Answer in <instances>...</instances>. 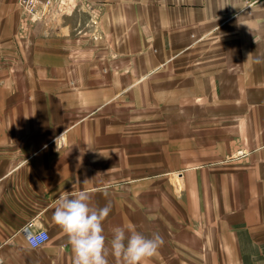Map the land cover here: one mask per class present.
Segmentation results:
<instances>
[{"label": "crops", "instance_id": "crops-1", "mask_svg": "<svg viewBox=\"0 0 264 264\" xmlns=\"http://www.w3.org/2000/svg\"><path fill=\"white\" fill-rule=\"evenodd\" d=\"M22 22L0 0L3 264H75L53 214L81 190L111 204L109 264L117 226L163 236L143 264H264V0H78L59 30Z\"/></svg>", "mask_w": 264, "mask_h": 264}, {"label": "clouds", "instance_id": "clouds-1", "mask_svg": "<svg viewBox=\"0 0 264 264\" xmlns=\"http://www.w3.org/2000/svg\"><path fill=\"white\" fill-rule=\"evenodd\" d=\"M90 200L87 191L81 190L75 195L65 191L57 198L53 219L68 235L75 264H109L102 222L109 215L111 204L97 208L90 204ZM24 232L31 247L39 246L46 239L43 231L28 226ZM163 243L164 238L159 233L146 236L117 226L113 229L110 250L112 255L122 259L123 264H143Z\"/></svg>", "mask_w": 264, "mask_h": 264}, {"label": "built area", "instance_id": "built-area-1", "mask_svg": "<svg viewBox=\"0 0 264 264\" xmlns=\"http://www.w3.org/2000/svg\"><path fill=\"white\" fill-rule=\"evenodd\" d=\"M19 7L23 16L24 30L30 31L35 26L42 24L50 31H56L60 29L63 17L74 13L78 8V0H19ZM28 227L33 229L34 224L30 223ZM40 231L46 234V239L39 246L32 247L34 249L46 245L50 240L47 231ZM0 264H3L1 258Z\"/></svg>", "mask_w": 264, "mask_h": 264}]
</instances>
